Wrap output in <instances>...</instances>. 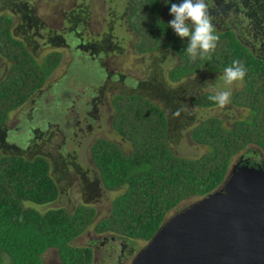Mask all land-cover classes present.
<instances>
[{
    "label": "trees",
    "instance_id": "1",
    "mask_svg": "<svg viewBox=\"0 0 264 264\" xmlns=\"http://www.w3.org/2000/svg\"><path fill=\"white\" fill-rule=\"evenodd\" d=\"M131 1L135 8L128 22L141 36L138 50L144 53L167 48L181 59L169 71L168 87L165 81H160L141 86L147 89V94L115 95L112 125L130 142V152L125 153L117 143L104 138L97 139L91 147L102 185L110 191L124 189L114 199L110 216L96 222L94 230L129 240L133 249V241H149L166 221L168 212L181 201L202 198L217 190L231 168L233 157L245 148H260L264 159V44H261L264 36L259 33L258 40L253 37L250 40L244 30L235 26L216 30L220 40L210 54L211 59L198 57L193 61L186 53L188 38H180L160 19L159 0H136L137 6ZM21 8L19 13L25 14ZM137 11H141L139 17L144 21H134ZM88 12L82 7L69 12L72 17L68 20L74 31L87 25ZM142 24L146 30H140ZM13 26L11 14L0 15V54L12 61L8 74L0 80L1 126L10 111L41 90L62 58V53L54 50L39 61L35 42H30L28 34L25 41L16 38ZM78 36L74 34L75 39ZM46 38L57 48L64 45L63 36L53 31ZM236 59L248 72L242 89L232 93L231 102L247 109L248 114L228 125L219 116L192 122L191 139L206 146L207 151L196 158L179 156L172 147L173 132L185 130L191 124L189 104L198 108L216 106L208 99L213 92L193 93L189 83L182 82L198 71L222 72ZM56 160L53 159V165ZM52 167L44 154L1 157L0 264H44L43 255L49 249L56 250L61 264L93 263L92 248L75 246L72 241L91 225L94 208L79 205L73 212L62 207L42 212L25 205L27 202L45 205L58 198L59 186L51 174Z\"/></svg>",
    "mask_w": 264,
    "mask_h": 264
},
{
    "label": "rangeland",
    "instance_id": "2",
    "mask_svg": "<svg viewBox=\"0 0 264 264\" xmlns=\"http://www.w3.org/2000/svg\"><path fill=\"white\" fill-rule=\"evenodd\" d=\"M22 1H26L29 8L44 21L38 30L41 35L35 34L32 37L37 46L35 50L37 59L41 61L54 50L62 53L59 66L48 77L41 90L33 94L21 106L10 111L5 122V131L9 133L6 142L19 147L34 143L32 139L35 134L32 130L41 125L37 115L43 116L44 122L49 123L47 133L41 138L37 137V147L33 146L31 150L42 152L54 166L51 174L58 182L59 196L49 204L35 205L27 202L25 205L33 206L42 212L58 207L73 212L79 205L94 208L96 213L91 225L75 238L72 244L90 246L94 255L92 264H119L118 256L122 251L120 240H112L114 236L112 233H96L94 225L110 216L114 199L124 189L110 191L102 185L92 161L91 147L97 139L104 138L117 143L125 153L130 152L132 150L130 142L122 138L112 125L115 95L121 92L147 94V89L141 86L153 85L160 81H165L168 87L170 85L169 71L181 62V59L171 49L159 48L144 53L138 50L137 43L142 40L128 22L130 0ZM78 7L79 9L87 8L89 11L87 25L79 28L83 33V40L95 41L98 44L100 42L99 45L102 48L98 51L100 55L92 56L89 51L82 48L79 51L76 50L73 45L76 42L66 35L68 23L63 19L62 12ZM3 14L8 12L0 9V15ZM233 19L237 23H242L243 27H248L242 14H235ZM13 20L15 29L18 19L13 17ZM136 24L138 25V22ZM143 29H147L146 25L140 27L141 31ZM52 31L63 38L68 37L63 46L57 48L44 38ZM246 36L252 40L250 35ZM108 37L111 40L106 41ZM11 63V60L0 54V80L8 74ZM94 72H96L95 75ZM223 72L224 70L219 73L198 71L182 83H189L193 93L213 92V85L217 89H223ZM180 84L176 83V85ZM242 87V81L234 83L232 93ZM93 98L94 101H92ZM88 105L91 115L86 113ZM189 105L191 124L185 130L173 132V142L176 144H172L179 156L187 158L202 156L207 151L206 146L197 144L191 139L189 132L192 122L210 116H219L228 125L248 114L247 109L237 107L232 102L223 108L218 105L206 108ZM36 109L40 110V114H35ZM77 120H80L78 125H76ZM248 148L252 150V157L256 161L264 160L260 148L255 146ZM245 150L247 148L233 157L231 166L237 162L240 154ZM15 154L34 157L8 146H5L3 151L0 150V157ZM54 158H57L56 165L52 162ZM199 199L188 198L181 201L177 207L168 212L166 220ZM106 236L107 240L104 241ZM133 243V249L129 244V247L124 250L120 264H130L136 253L147 244L142 240H134ZM43 261L44 264H61L55 249L47 250L43 255Z\"/></svg>",
    "mask_w": 264,
    "mask_h": 264
},
{
    "label": "water",
    "instance_id": "3",
    "mask_svg": "<svg viewBox=\"0 0 264 264\" xmlns=\"http://www.w3.org/2000/svg\"><path fill=\"white\" fill-rule=\"evenodd\" d=\"M130 264H264V162L232 165L217 190L166 220Z\"/></svg>",
    "mask_w": 264,
    "mask_h": 264
},
{
    "label": "flooded vegetation",
    "instance_id": "4",
    "mask_svg": "<svg viewBox=\"0 0 264 264\" xmlns=\"http://www.w3.org/2000/svg\"><path fill=\"white\" fill-rule=\"evenodd\" d=\"M133 2L137 6V1L133 0ZM181 2H182V0H168V2L166 3L165 0H159L160 10H159L158 14H159L160 19H162L163 21H165L168 24L172 19H174V17L172 15H170L171 4L172 3L180 4ZM206 2L208 4L209 13L212 17V23L214 24L215 30H217V31L218 30H225L228 27L235 26L238 28L239 31L244 30L246 35L247 34L250 35L255 40H258V39H256V36L259 33H261L264 36V0H206ZM129 4H130V7H129V15H130V12H133V9L135 8V6H133L131 0H130ZM19 6L22 7L21 9H25L24 10V11H26L25 14L19 13V11H21L19 9ZM0 9H1V11H7L8 14L10 13L12 15V17H17L18 23L15 26V30L17 31L15 33L16 38L25 41V34H28L30 42H31V40L34 41L32 37L35 34L36 35L39 34L38 30L44 21L38 15H36L34 10L29 8V4L26 1H22V0H0ZM72 10L73 9H71L70 11H72ZM70 11H63L62 17L65 20V22L68 23V27L66 29V35H68V37L74 39V41L76 42V44H73V45H75V49L79 51L82 48L85 51H89V53L92 56L100 55L98 52L102 49L99 45L100 42L98 44L95 41H84L83 40L84 36L80 35L82 32L79 30L74 31L75 28L73 27L72 22L68 20L70 17H72V15H70V13H69ZM141 11L136 12V16L134 17V21H138V20H139V22L144 21L143 19H141L139 17V13ZM235 14H242V16H244V18H245V21H247V23H248V27L245 28L241 25L242 23L241 24L237 23V21L233 19V16ZM227 17H229V18L226 20ZM24 24L26 26L22 27V25H24ZM21 28H23V29H21ZM31 32H33V33H31ZM74 34H76L77 36L79 35L77 39L74 38ZM39 35H41V34H39ZM68 37L63 38L64 44L66 42L65 39L68 40ZM44 38H46V37H44ZM263 39H264V37H263ZM107 40L109 41L111 39L108 37V38H106V41ZM249 43L252 44V46H253L252 41H249ZM261 44H263V41ZM174 53H176V52H174ZM96 64H98V62ZM95 73L96 72H94L93 74L95 75ZM92 101H94V98L92 99ZM90 112L91 111L89 110V105H88L86 107V113L91 115ZM36 113L40 114V110L36 109L35 114ZM55 115H57V114H55ZM37 116H38V121L41 125L39 128L32 130V133L35 134L34 138L32 139V140H34V143H33L34 145L31 144V145H28L26 147H19L16 145H10L9 143L6 142V137H8L9 133L7 131H5V125L4 126L0 125V150L3 151V148H5V146H8L9 148L12 147V148L16 149V151H20L21 153L26 152L28 154H34V155L43 154L42 152H38L37 150H31V148L33 146L35 148L37 147V145H36L37 144L36 141L38 140L37 137H40V138L43 137L44 134L47 133V129L49 128V123H46L47 121L44 122V117L41 115H37ZM76 123H77L76 125H78L80 123V120H77ZM87 126H88V128L90 127L89 124ZM248 147L244 153L240 154L237 162L242 161V158L245 160L248 159L251 163H256V162L262 163V162H264V160H262V159L259 161H256L252 157V155H253L252 150L249 149ZM249 151H251V153ZM255 153H256V151L254 152V154ZM2 156H5V155H2ZM0 159H1V157H0ZM232 165H234V164H232ZM95 184H97V182ZM114 239L120 240V246L122 249L121 254L118 256L119 264H120L121 263L120 258L122 257L123 252L126 249V247H129L130 241L129 240L125 241L122 237H119V236L118 237L112 236V240H114ZM105 240H107V236L104 237V241Z\"/></svg>",
    "mask_w": 264,
    "mask_h": 264
},
{
    "label": "clouds",
    "instance_id": "5",
    "mask_svg": "<svg viewBox=\"0 0 264 264\" xmlns=\"http://www.w3.org/2000/svg\"><path fill=\"white\" fill-rule=\"evenodd\" d=\"M167 3L168 0H165ZM170 15L174 17L167 27H171L180 38H188L186 53L195 61L211 59L220 40L216 32L206 0H182L180 4L172 3ZM248 70L239 60H233L231 66L224 69L223 89L212 86L213 94L208 99L223 108L231 103L232 85L243 81Z\"/></svg>",
    "mask_w": 264,
    "mask_h": 264
}]
</instances>
